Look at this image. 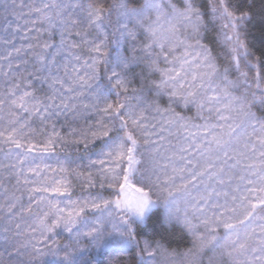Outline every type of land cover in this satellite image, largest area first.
I'll use <instances>...</instances> for the list:
<instances>
[{
    "label": "snow or ice",
    "instance_id": "6c2138e0",
    "mask_svg": "<svg viewBox=\"0 0 264 264\" xmlns=\"http://www.w3.org/2000/svg\"><path fill=\"white\" fill-rule=\"evenodd\" d=\"M137 5L141 0L114 6L107 0H3L8 39L0 36V240L5 249L0 259L7 255L5 264H44L47 256L58 264H168L175 250L146 231L156 202L135 175L137 129L145 130L154 153L164 146L166 125L185 134L187 142L170 153L169 159L180 163L173 164L167 179L179 174L180 186H202L196 204L212 203L219 210L203 221L212 231L219 224L231 230L264 210V0H169L166 7L176 19L219 23L228 75L221 91L208 97L214 119L196 124L166 112L157 131L155 123L145 121L144 109L121 103L115 93L104 96L97 88L90 99H81V86L106 62L111 85L121 94L130 90L133 60L123 53L111 59L112 35L135 44L136 32L127 21L142 24L146 14L159 18L165 11L157 0ZM147 31L155 36L158 29L148 25ZM56 32L58 41L50 35ZM69 51L75 52V65L67 59ZM204 60V74L211 77L216 66L207 55ZM69 69L71 79L65 78ZM176 218L169 209L164 223ZM184 223L201 249L215 240L196 232L187 217ZM238 239V234L236 240L228 236L221 246L244 249L247 239Z\"/></svg>",
    "mask_w": 264,
    "mask_h": 264
},
{
    "label": "clouds",
    "instance_id": "9594fccd",
    "mask_svg": "<svg viewBox=\"0 0 264 264\" xmlns=\"http://www.w3.org/2000/svg\"><path fill=\"white\" fill-rule=\"evenodd\" d=\"M107 2L114 6L120 3V0ZM144 2L145 0H141V5L137 6H142ZM157 2L165 6V11L159 18L154 13H148L142 24H137L135 20L127 21L136 32L135 44L112 35L111 59L123 53L133 60L128 72L130 90L121 94L111 85L106 79V62L103 69L97 71L89 83L81 86L85 91V96L81 99H90L91 93L97 88L102 89L104 96L115 93L121 103L135 106L138 110L144 109L145 121L157 126L153 131L159 129L161 117L166 112L178 114V117L190 119L196 124L205 119H214L215 113L208 111L213 103L208 97L213 90L221 91L224 87V77L228 75L227 55L217 31L219 23L213 27L207 20L197 22L195 18L176 19L166 7L169 0ZM2 6L3 0H0V8ZM148 25L158 29L155 36L147 31ZM171 25H175L172 31L169 30ZM50 35L59 40V32ZM74 55L73 51L67 53V59L72 65L76 64ZM205 55L208 57L207 62L216 66V71L211 77L204 74L205 68L202 67ZM164 72H167V76ZM73 76L74 73L69 69L65 78L71 79ZM161 80L166 81L163 86L160 84ZM165 127L168 130L162 135L166 137V141L158 153L152 151V144L145 143V130H136L141 143L137 153L140 163L135 175L150 189L152 199L156 202L153 208V222L146 231H154L157 238H162L166 246L175 250L176 254L169 259L168 264H264V244L261 243L264 241V210L257 211L250 220L236 224L231 230L219 224L216 230L212 231L203 221L219 210L213 207L212 203L204 208L196 204L197 194L202 186H180L182 177L179 174H175V179H167L173 176V164L180 163L175 159L170 160V153L187 141L185 134L178 130L176 125ZM187 176L188 173L185 172L183 178ZM216 199L214 197V201ZM223 201L224 198L220 197L219 202L223 204ZM169 209L176 211L177 218L172 223L165 224ZM185 217L195 225L196 232L205 238L215 237V240L208 247L201 249L193 231L185 225ZM249 232L251 236L246 237ZM237 234V243L247 239L244 249H238L234 245L221 246L226 237L232 236L236 240ZM4 252L5 249L0 251V254ZM15 259L16 257H12L13 261ZM5 261H8L7 255L0 259V264H5Z\"/></svg>",
    "mask_w": 264,
    "mask_h": 264
},
{
    "label": "rangeland",
    "instance_id": "374dc122",
    "mask_svg": "<svg viewBox=\"0 0 264 264\" xmlns=\"http://www.w3.org/2000/svg\"><path fill=\"white\" fill-rule=\"evenodd\" d=\"M27 2V0H26ZM21 11L27 12V9H22ZM0 14H1V18L4 19V13L2 8H0ZM8 20H12V21H16V17L15 16H8ZM19 23L23 24V19L18 21ZM7 27L5 22H2V20H0V36H3L5 39H8V34H6L4 32V29ZM11 32V31H9ZM17 43H19V39L17 38ZM6 151V150H5ZM0 158H3V154L0 153ZM49 161H51V159H49ZM53 163V161H51ZM37 163H40L39 160H37ZM49 163V162H46ZM4 227L3 223H0V228ZM3 245V241L0 240V251H3L4 248L2 247ZM46 263H52V264H58V259L52 256H47L44 258V264Z\"/></svg>",
    "mask_w": 264,
    "mask_h": 264
},
{
    "label": "trees",
    "instance_id": "16d2710c",
    "mask_svg": "<svg viewBox=\"0 0 264 264\" xmlns=\"http://www.w3.org/2000/svg\"><path fill=\"white\" fill-rule=\"evenodd\" d=\"M0 20H2V22H5V20L1 18V14H0ZM9 31H12V30L9 29ZM58 123H59V122H58ZM0 161H3V158H0ZM51 161H52V160H51ZM51 161H49V159H46L44 162L52 163ZM46 264H52V263H46Z\"/></svg>",
    "mask_w": 264,
    "mask_h": 264
}]
</instances>
